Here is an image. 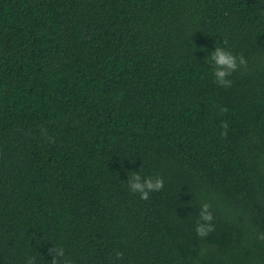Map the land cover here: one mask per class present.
<instances>
[{"label":"trees","instance_id":"1","mask_svg":"<svg viewBox=\"0 0 264 264\" xmlns=\"http://www.w3.org/2000/svg\"><path fill=\"white\" fill-rule=\"evenodd\" d=\"M217 46L247 60L229 88ZM133 172L164 187L141 199ZM55 246L264 264V0H0V264Z\"/></svg>","mask_w":264,"mask_h":264},{"label":"clouds","instance_id":"2","mask_svg":"<svg viewBox=\"0 0 264 264\" xmlns=\"http://www.w3.org/2000/svg\"><path fill=\"white\" fill-rule=\"evenodd\" d=\"M206 61L212 65L215 83L218 85L229 88L232 85V80L229 77L241 66H247V60L240 54L234 55L232 52L224 49L223 47H215V50L206 57ZM226 111V109H225ZM221 127L225 130L222 135H227V122H222ZM129 189L132 192L140 194L141 199H148L150 192L159 191L164 187L163 177L157 175L156 177L142 178L138 172H133L128 180ZM210 204L203 203L199 211V219L196 224V233L199 237L203 238L214 230L213 213L210 210ZM52 254L50 264H73V261L65 258V250L63 247L55 246L49 249ZM123 253L117 252V259L122 258ZM34 257L29 258L27 264H34Z\"/></svg>","mask_w":264,"mask_h":264}]
</instances>
